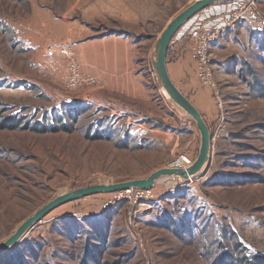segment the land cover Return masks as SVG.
<instances>
[{
    "label": "rangeland",
    "instance_id": "obj_1",
    "mask_svg": "<svg viewBox=\"0 0 264 264\" xmlns=\"http://www.w3.org/2000/svg\"><path fill=\"white\" fill-rule=\"evenodd\" d=\"M194 1L0 0V123L18 121L0 128V245L60 194L180 168L181 152L192 164L199 133L158 89L150 56L168 22ZM63 46L83 78L73 89ZM77 47H85V64ZM190 47L187 39L172 43L166 59L188 51L194 69ZM210 52L219 99L193 70L213 114L204 120L211 148L201 172L185 182L158 178L136 202L120 191L63 204L0 252V264L264 260V32L239 25ZM59 118L70 131L30 129L59 127Z\"/></svg>",
    "mask_w": 264,
    "mask_h": 264
},
{
    "label": "water",
    "instance_id": "obj_2",
    "mask_svg": "<svg viewBox=\"0 0 264 264\" xmlns=\"http://www.w3.org/2000/svg\"><path fill=\"white\" fill-rule=\"evenodd\" d=\"M227 1L232 0H195L192 2L168 22L157 38L150 56V62L158 89L170 101V103L182 110L194 122L199 133V150L192 164L186 168H161L152 172L145 179L130 180L113 184L89 185L60 194L26 218L16 228L14 233L0 245V252L14 245L23 235H25L29 228H31L36 222H39L49 212L73 200L94 194L116 193L128 188L147 190L154 186V183L158 178L163 177L178 178L180 182H185L201 172L205 164L210 160L211 135L209 128L196 107L171 81L166 67V55L173 36L192 16L209 5Z\"/></svg>",
    "mask_w": 264,
    "mask_h": 264
},
{
    "label": "built area",
    "instance_id": "obj_3",
    "mask_svg": "<svg viewBox=\"0 0 264 264\" xmlns=\"http://www.w3.org/2000/svg\"><path fill=\"white\" fill-rule=\"evenodd\" d=\"M239 25L249 26L254 30L264 32V13L259 10L257 0H232L207 6L177 30L169 45L172 46V43L175 44L184 39L189 40L196 77L202 86L211 89L216 99L219 97L211 62V45L223 32ZM58 52L68 61L69 75L66 80V87L73 89L83 82V78H80L79 65L75 60L74 52L69 46L60 47ZM47 54L52 56L53 52L48 50ZM92 82V79L87 78L85 83ZM174 165L182 168L188 167L187 154L179 153ZM146 195H149L147 190L138 188H128L119 193V196L132 198L134 202L147 197Z\"/></svg>",
    "mask_w": 264,
    "mask_h": 264
},
{
    "label": "crops",
    "instance_id": "obj_4",
    "mask_svg": "<svg viewBox=\"0 0 264 264\" xmlns=\"http://www.w3.org/2000/svg\"><path fill=\"white\" fill-rule=\"evenodd\" d=\"M82 45H84L85 47L88 46V44L86 43H82ZM90 45H91V48H94L96 46V43L93 42ZM85 47H83L82 49H84ZM82 49L80 47L78 50V47H77L78 60L80 63L83 62L85 64V55L82 54V51H81ZM188 54H189L188 51H186L185 53L181 54L179 57H177L176 60L172 62H169L168 59H166L167 72H168V75L171 81L174 83V85L180 90V92L183 95L188 97L190 102L200 112L203 119L207 121L208 118H212V115H213L210 109L211 104H212L211 98L209 97L210 91H208L206 88L203 89V88L196 87L195 77H194V72H193L194 69L189 60ZM82 57L84 60H81ZM168 103L171 104L169 101ZM189 148L190 150H193V145L189 146Z\"/></svg>",
    "mask_w": 264,
    "mask_h": 264
},
{
    "label": "trees",
    "instance_id": "obj_5",
    "mask_svg": "<svg viewBox=\"0 0 264 264\" xmlns=\"http://www.w3.org/2000/svg\"><path fill=\"white\" fill-rule=\"evenodd\" d=\"M78 115L76 109L73 111V114H70L69 117L71 119H75L76 116ZM17 119H15L14 117H7L5 119V121H2L0 123V128L4 129H15L18 127V121H16ZM57 121H59L60 126L59 127H31V130H35L36 132H46V131H50V132H56V131H70V127H68L65 123H61L60 118L57 119ZM27 126H25L24 128H26ZM263 258V257H262ZM261 257L258 256H253L249 259H244L243 261H236V264H263L264 260H262ZM239 262V263H238Z\"/></svg>",
    "mask_w": 264,
    "mask_h": 264
},
{
    "label": "bare ground",
    "instance_id": "obj_6",
    "mask_svg": "<svg viewBox=\"0 0 264 264\" xmlns=\"http://www.w3.org/2000/svg\"><path fill=\"white\" fill-rule=\"evenodd\" d=\"M178 179V178H177Z\"/></svg>",
    "mask_w": 264,
    "mask_h": 264
}]
</instances>
